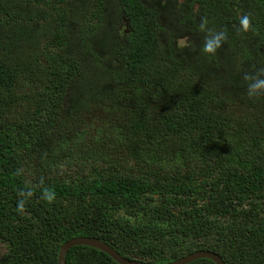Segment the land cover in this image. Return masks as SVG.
I'll return each instance as SVG.
<instances>
[{
  "label": "trees",
  "instance_id": "obj_1",
  "mask_svg": "<svg viewBox=\"0 0 264 264\" xmlns=\"http://www.w3.org/2000/svg\"><path fill=\"white\" fill-rule=\"evenodd\" d=\"M49 1L0 0V264H264V0Z\"/></svg>",
  "mask_w": 264,
  "mask_h": 264
},
{
  "label": "clouds",
  "instance_id": "obj_2",
  "mask_svg": "<svg viewBox=\"0 0 264 264\" xmlns=\"http://www.w3.org/2000/svg\"><path fill=\"white\" fill-rule=\"evenodd\" d=\"M40 8L44 11V13H46V11L52 13L59 9L56 3L53 5L52 4L42 5L40 6ZM240 23L242 28L246 30L249 25L248 17L247 16L242 17ZM200 29L206 32L201 47V52L205 55L214 54L217 51V49L220 48L221 44L224 42L226 38L225 32L223 31L213 32L211 30H207L206 23L203 20L200 23ZM178 43L182 47L186 46V42L184 40H180ZM244 80L247 81L246 95L248 96V98L259 97L261 95H264V67L258 69L256 75L245 74ZM28 195H31V193L29 192ZM54 196L55 193L51 190H45V192L43 193V198L49 202H51L54 199ZM19 206L21 208L23 207V200L20 201Z\"/></svg>",
  "mask_w": 264,
  "mask_h": 264
},
{
  "label": "water",
  "instance_id": "obj_3",
  "mask_svg": "<svg viewBox=\"0 0 264 264\" xmlns=\"http://www.w3.org/2000/svg\"><path fill=\"white\" fill-rule=\"evenodd\" d=\"M81 245L89 246L103 252L104 254L109 256L113 261H115L117 264H153V263H143V262L129 260L121 256L118 252H116L112 247H110L106 243L90 237H76L63 243L58 252V264H65L64 263L65 254L71 247L81 246ZM202 258L209 259L214 264H225L218 255L205 250L195 251L177 260L164 264H188L190 262Z\"/></svg>",
  "mask_w": 264,
  "mask_h": 264
},
{
  "label": "rangeland",
  "instance_id": "obj_4",
  "mask_svg": "<svg viewBox=\"0 0 264 264\" xmlns=\"http://www.w3.org/2000/svg\"><path fill=\"white\" fill-rule=\"evenodd\" d=\"M13 1H15V2H13ZM17 1L21 2L22 0H12V2H13V6H14L15 8H17V7H22V8H20L19 10H23L25 16H28V17H29L30 15L33 14V12H36V11H38V10H41L42 13L44 12L40 7H39V8H36L35 5H33V4H31V5H27V4L21 3V6H20V5H18ZM46 1H48V4H49V5L52 4L49 0H46ZM81 1H82V0H70L68 4L70 5L71 9H75V10L78 12V11H82V10H83V8H82V6H81V4H80ZM92 10H93V8L90 7V6H88V7L86 8L85 13H84V15H83V17H82V18H83L82 21H84L86 18H88V17L90 16L89 13H90ZM46 15H47V16H53L52 13L47 12V11H46ZM89 18H90L89 21H91V22L94 20L93 17H89ZM68 28H69L72 32H75V31H76V33H77L78 31L81 32V26L76 25V24L73 22V19H71V18H69V20H68ZM5 251H6L5 246L0 245V257H1V255H2Z\"/></svg>",
  "mask_w": 264,
  "mask_h": 264
},
{
  "label": "flooded vegetation",
  "instance_id": "obj_5",
  "mask_svg": "<svg viewBox=\"0 0 264 264\" xmlns=\"http://www.w3.org/2000/svg\"><path fill=\"white\" fill-rule=\"evenodd\" d=\"M103 3L105 5V0H103ZM87 6H90V7L93 8V10L89 14L93 15V18H95L94 15L97 13V10H96L97 3H96V1L95 0H90V3H87Z\"/></svg>",
  "mask_w": 264,
  "mask_h": 264
}]
</instances>
